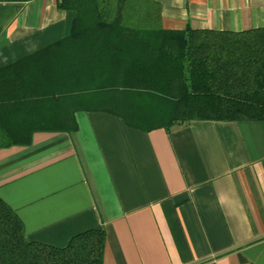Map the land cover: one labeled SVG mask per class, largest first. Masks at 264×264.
<instances>
[{"label":"crops","instance_id":"obj_1","mask_svg":"<svg viewBox=\"0 0 264 264\" xmlns=\"http://www.w3.org/2000/svg\"><path fill=\"white\" fill-rule=\"evenodd\" d=\"M155 1L165 31L264 27V0ZM75 18L58 0L0 2V69L69 37ZM36 74L26 83L33 93L74 87V79ZM73 107L57 115L70 122L74 114L76 132L38 130L29 145L0 148V197L28 240L62 247L102 228L104 264H264L263 123L195 121L144 132ZM47 121L29 110L0 120L18 137Z\"/></svg>","mask_w":264,"mask_h":264},{"label":"trees","instance_id":"obj_2","mask_svg":"<svg viewBox=\"0 0 264 264\" xmlns=\"http://www.w3.org/2000/svg\"><path fill=\"white\" fill-rule=\"evenodd\" d=\"M58 7L76 13L70 36L0 69V107L9 112L0 120L29 110L48 121L31 124L26 137L0 122V148L29 145L38 130L76 132L74 114L70 122L57 115L71 103L73 113L103 111L144 132L195 121L264 124V27L165 31L155 0H139L138 24L135 0H58ZM38 70L51 81L74 79V87L33 93L26 83ZM25 230L0 197V264H104L102 228L62 247L28 240Z\"/></svg>","mask_w":264,"mask_h":264}]
</instances>
